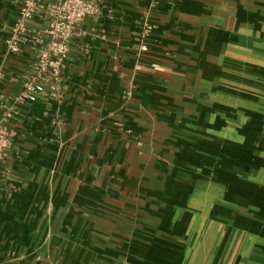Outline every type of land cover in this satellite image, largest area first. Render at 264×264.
Instances as JSON below:
<instances>
[{
    "label": "crops",
    "instance_id": "0c3cea01",
    "mask_svg": "<svg viewBox=\"0 0 264 264\" xmlns=\"http://www.w3.org/2000/svg\"><path fill=\"white\" fill-rule=\"evenodd\" d=\"M21 2L0 0L5 99L32 71V47L4 49ZM260 2L103 0L98 14L82 19L68 42L60 95L45 86L7 123L0 264L207 259L213 246L200 251L198 243L211 239L214 199L224 203L229 185L212 178L213 152L240 156L246 148L260 160L264 145L259 78L233 81L228 68L246 58L263 63ZM37 18L30 24L40 26ZM261 170L253 176L262 179ZM226 229L215 231L218 240Z\"/></svg>",
    "mask_w": 264,
    "mask_h": 264
},
{
    "label": "rangeland",
    "instance_id": "374dc122",
    "mask_svg": "<svg viewBox=\"0 0 264 264\" xmlns=\"http://www.w3.org/2000/svg\"><path fill=\"white\" fill-rule=\"evenodd\" d=\"M260 3L261 15L259 27L261 29V37L264 39V0H261ZM247 12L248 11H246V13ZM246 16L248 18V15ZM261 56L262 64L252 65L247 62V60L251 59L246 58L243 65H238L236 62L228 65V68L230 69V80L240 81V79H242L241 75L244 74L246 81L253 82L254 80H251L250 78L253 77L254 73L259 79L258 82L255 81L253 84L258 85L262 92L261 94H263L264 53H262ZM258 69L261 73L257 72ZM231 70H239V74L236 72L233 73ZM255 76L253 78H255ZM231 88L233 92L236 91L235 87ZM263 95H260L262 105H264ZM250 97H253L251 100L255 99V96ZM230 115L234 116V114ZM248 115L256 118V113L252 114L248 112ZM235 116L238 117V115ZM233 120H236V118L232 117L231 121ZM259 121L261 133L264 135V119L261 117V120ZM249 122L256 124L255 121ZM244 131H246V128H244ZM262 146L263 148L258 146L260 147V160H257L258 155L251 153L250 150H247L246 148L244 151L242 150L239 152L240 156L227 154L224 151H221V154H217L218 151H220L217 149L213 152L215 160L212 163V178L215 182H223L226 180L229 185L228 191L223 194V199H225L224 203L221 204L219 200L217 201L213 198L214 207L212 210V217L210 218L212 224L210 227H212V231L209 228L210 232H207L211 239L208 242L207 240H202V244L198 243V249L202 251L207 243L208 252L211 250V246H213L214 250H211V254H209L210 256H207V259L204 257L199 258V264H264V177L258 179L253 176L255 169H264V145ZM221 155L222 160H218V158H221ZM226 156H229L228 160H231H225ZM241 156L243 164H239L236 168L235 165L239 162H236L234 158L236 159V157ZM222 167L223 169H221L220 172L219 168ZM261 172L264 176V170H261ZM215 222H221V224ZM222 226L228 228L220 235L222 238L224 236L223 241H221L222 238L218 240V235L215 232L218 230L219 233ZM215 227H217V229H215ZM225 239L227 240L225 241ZM180 264H187V261L184 262L183 258H181Z\"/></svg>",
    "mask_w": 264,
    "mask_h": 264
},
{
    "label": "built area",
    "instance_id": "2783aa9c",
    "mask_svg": "<svg viewBox=\"0 0 264 264\" xmlns=\"http://www.w3.org/2000/svg\"><path fill=\"white\" fill-rule=\"evenodd\" d=\"M103 0H22L18 15L4 39L5 54H18L23 46L34 49L31 73L24 80L17 94L0 98V148L8 146L11 132L7 123L16 118L18 108L34 101L49 89L51 96H58L62 90V73L68 55V42L82 19L99 13ZM83 15L77 18V15ZM37 19L42 24H30Z\"/></svg>",
    "mask_w": 264,
    "mask_h": 264
},
{
    "label": "clouds",
    "instance_id": "9594fccd",
    "mask_svg": "<svg viewBox=\"0 0 264 264\" xmlns=\"http://www.w3.org/2000/svg\"><path fill=\"white\" fill-rule=\"evenodd\" d=\"M75 2H76L77 4H79V3L81 2V0H75ZM82 15H83V13L78 14V15H77V18L81 17Z\"/></svg>",
    "mask_w": 264,
    "mask_h": 264
}]
</instances>
